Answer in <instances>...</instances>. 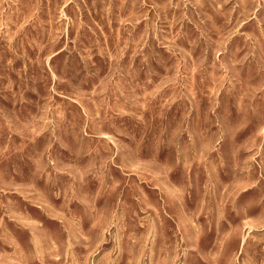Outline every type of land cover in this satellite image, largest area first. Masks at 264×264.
Returning a JSON list of instances; mask_svg holds the SVG:
<instances>
[{"label": "rangeland", "instance_id": "374dc122", "mask_svg": "<svg viewBox=\"0 0 264 264\" xmlns=\"http://www.w3.org/2000/svg\"><path fill=\"white\" fill-rule=\"evenodd\" d=\"M0 264H264V0H0Z\"/></svg>", "mask_w": 264, "mask_h": 264}]
</instances>
